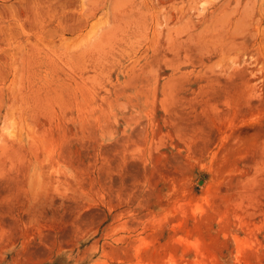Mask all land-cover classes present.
<instances>
[{"label": "rangeland", "instance_id": "obj_1", "mask_svg": "<svg viewBox=\"0 0 264 264\" xmlns=\"http://www.w3.org/2000/svg\"><path fill=\"white\" fill-rule=\"evenodd\" d=\"M0 112V264H264V0H0Z\"/></svg>", "mask_w": 264, "mask_h": 264}, {"label": "bare ground", "instance_id": "obj_2", "mask_svg": "<svg viewBox=\"0 0 264 264\" xmlns=\"http://www.w3.org/2000/svg\"><path fill=\"white\" fill-rule=\"evenodd\" d=\"M16 75L17 74H15V77H16ZM15 81V80H14ZM14 83V82H13ZM15 89V88H14ZM15 91V90H14ZM16 94V93H15ZM17 95V94H16ZM18 97V96H17ZM11 100V99H10ZM16 100L17 99H15V103H13L12 104V106L13 105H15L17 102H16ZM23 100H24V98H23ZM14 102V101H13ZM20 103V102H19ZM10 106V105H9ZM12 106H10L11 107V110L13 109V107ZM7 107H8V105H7ZM6 109H9V108H6ZM24 109V108H23ZM11 110H9V111H11ZM25 110V109H24ZM23 110V111H24ZM8 110H6V113H4V114H6V116L10 113ZM17 113V112H16ZM24 113V112H23ZM11 115V114H10ZM20 115V114H19ZM5 116V117H6ZM4 117V116H3ZM8 117H9V115H8ZM13 117V116H12ZM11 117V118H12ZM24 117H25V115H24ZM0 118H1V112H0ZM8 119V118H7ZM2 121V120H1ZM7 122V121H6ZM26 122V121H25ZM7 124H8V122H7ZM5 125V124H4ZM11 125V124H10ZM25 127H26V125H25ZM8 128H9V125H8ZM26 131V130H25ZM7 132V131H6ZM11 132V131H10ZM26 133V132H25ZM20 172H21V176H22V179L25 181V180H27L28 179V174H27V172H28V170H27V165L26 164H23V166L21 167V170H20ZM23 180H21L22 181V183H23Z\"/></svg>", "mask_w": 264, "mask_h": 264}]
</instances>
